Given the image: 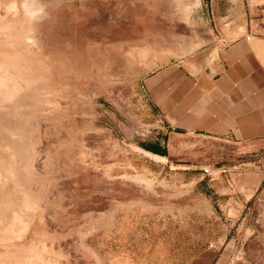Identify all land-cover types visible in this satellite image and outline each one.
<instances>
[{
	"label": "rangeland",
	"instance_id": "rangeland-1",
	"mask_svg": "<svg viewBox=\"0 0 264 264\" xmlns=\"http://www.w3.org/2000/svg\"><path fill=\"white\" fill-rule=\"evenodd\" d=\"M248 20L244 0H0V217L16 212L0 264H189L229 240L242 254L264 203L238 176L264 148L177 130L155 89L194 86L208 32ZM162 139L168 153L142 150Z\"/></svg>",
	"mask_w": 264,
	"mask_h": 264
},
{
	"label": "crops",
	"instance_id": "crops-1",
	"mask_svg": "<svg viewBox=\"0 0 264 264\" xmlns=\"http://www.w3.org/2000/svg\"><path fill=\"white\" fill-rule=\"evenodd\" d=\"M244 13L249 18L245 29L230 23L227 30L208 32L212 53L196 58L197 68L203 65L196 71L194 86L190 78L173 81L167 75L155 95L163 101L165 121L177 130L263 149L264 0H244ZM167 87L177 92L164 99L161 90ZM159 141L147 146L168 153L164 139ZM238 179L237 189L245 200L258 197L264 203V158ZM260 214L258 236L252 235L246 222L241 225L245 232L242 254L236 252L235 241L229 240L221 250H206L189 264H264V207Z\"/></svg>",
	"mask_w": 264,
	"mask_h": 264
},
{
	"label": "bare ground",
	"instance_id": "bare-ground-1",
	"mask_svg": "<svg viewBox=\"0 0 264 264\" xmlns=\"http://www.w3.org/2000/svg\"><path fill=\"white\" fill-rule=\"evenodd\" d=\"M174 5V4H173ZM168 6V5H167ZM175 7V6H174ZM181 7V6H180ZM170 11H171V9H170ZM173 11V10H172ZM139 14V13H138ZM139 16V15H138ZM4 49V48H3ZM76 62V61H75ZM20 63V62H19ZM51 65V64H50ZM53 66V65H52ZM55 71V70H54ZM2 74V73H1ZM57 78V77H56ZM18 79H20V78H18ZM20 95V94H19ZM25 96V95H24ZM8 101V100H7ZM10 101V100H9ZM25 105V104H24ZM16 110V109H15ZM11 112V111H10ZM28 121V120H27ZM31 137V136H30ZM34 163V162H33ZM3 164V163H2ZM5 165L3 164V167H4ZM15 199H17V198H15ZM19 199L20 200H22V198L21 197H19ZM2 200L4 201V202H1L2 204L3 203H5V204H7V205H9V204H12L11 202H7L5 199H4V197L2 198ZM19 204H20V202H19ZM19 204H16V202L14 201L13 202V204L12 205H14V207H15V210H17V212H19V208H20V206H18ZM15 213L16 212H14L13 211V209H11V208H8V210H3V215L4 216H2V217H0L1 219H3V221L4 222H7V221H9V220H11V219H9L10 217L11 218H13L14 217V215H15ZM33 228H34V226H33Z\"/></svg>",
	"mask_w": 264,
	"mask_h": 264
},
{
	"label": "trees",
	"instance_id": "trees-1",
	"mask_svg": "<svg viewBox=\"0 0 264 264\" xmlns=\"http://www.w3.org/2000/svg\"><path fill=\"white\" fill-rule=\"evenodd\" d=\"M141 147L147 151H150L154 154H161V152L157 151L156 149H154L153 147H148V146H145V145H141Z\"/></svg>",
	"mask_w": 264,
	"mask_h": 264
},
{
	"label": "water",
	"instance_id": "water-1",
	"mask_svg": "<svg viewBox=\"0 0 264 264\" xmlns=\"http://www.w3.org/2000/svg\"><path fill=\"white\" fill-rule=\"evenodd\" d=\"M142 150L145 151V152H147V153L150 154V155L160 157V156H159L160 154H154V153H152V152H150V151H147V150H145V149H143V148H142ZM167 150H168V148H167Z\"/></svg>",
	"mask_w": 264,
	"mask_h": 264
}]
</instances>
